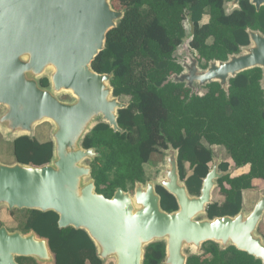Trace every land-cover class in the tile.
I'll use <instances>...</instances> for the list:
<instances>
[{
	"label": "trees",
	"instance_id": "1",
	"mask_svg": "<svg viewBox=\"0 0 264 264\" xmlns=\"http://www.w3.org/2000/svg\"><path fill=\"white\" fill-rule=\"evenodd\" d=\"M123 5L117 26L107 34L105 49L94 60L93 69L112 74L113 95L128 96V108L119 111L115 131L98 123L83 141L95 149L89 162L96 191L113 198L119 188L131 191L137 183L149 182L147 166L161 148L178 151L180 173L192 196H201L204 180L217 157L215 147L226 152L233 167H249L248 173L232 176L230 162L217 180L224 201L207 207L208 219L236 217L244 208V192L264 183V71L245 70L229 81L204 86L195 93L184 82L172 80L185 71L177 53L187 37L186 22L192 27L190 48L199 67L207 70L215 61L226 62L251 45L250 31L264 35V6L257 10L251 0H240L229 11L232 0H110ZM205 17L209 21L204 23ZM50 87V79L40 81ZM160 141V145L158 142ZM16 163L43 166L54 158L52 140L41 142L24 135L13 142ZM163 209L177 211L176 198L163 188ZM26 214L23 233L35 232L48 239L55 264H105L89 233L74 227L61 228L55 211L18 210ZM2 226H0L1 228ZM167 244L159 241L146 248L144 264H163ZM20 264H39L33 257H18ZM187 264H264L236 246L223 248L215 241L202 246V254L188 256Z\"/></svg>",
	"mask_w": 264,
	"mask_h": 264
},
{
	"label": "water",
	"instance_id": "2",
	"mask_svg": "<svg viewBox=\"0 0 264 264\" xmlns=\"http://www.w3.org/2000/svg\"><path fill=\"white\" fill-rule=\"evenodd\" d=\"M251 1L257 10L264 6V0ZM232 2L238 7L240 0ZM122 15L112 11L108 0H0V105L8 109L0 122H8L10 132L19 137H33L37 123L51 121L55 125L51 163L0 164V203L11 210L55 211L60 215L61 228L86 230L98 246L100 257L106 260L116 256L118 264H144V246L165 237L169 239L168 264H187L188 257L181 252L183 239L193 242L198 250L207 241L221 243L223 248L233 245L264 263V246L255 236L264 216V197L249 217L243 208L236 217L194 219L206 213L213 203L217 180L226 175L220 171L217 159L204 180L201 196H192L180 178L178 151L170 148L174 153L167 159L171 169L162 187L178 201L180 209L173 213L161 208L160 196L151 181L146 189L143 183H137L136 201L130 191L121 188L111 199L96 191L92 167L83 164L86 159L94 160L96 150L85 149L83 141L100 122L123 132L116 111L129 105L119 103L113 95V75L96 72L92 64L105 49L107 34ZM250 36L251 45L243 49L254 44L252 56L260 54L246 67L241 60L235 67L231 62L240 53L226 62H212L203 71L217 69L218 65L229 68L232 77L226 82L228 87L220 82L228 89L230 79L239 73L263 69L253 66L252 61L264 60V35L250 31ZM24 56L29 60L25 61ZM50 67L55 72L50 88H44L38 77ZM211 82L219 81L210 80L204 86ZM61 91L72 93L76 100L61 101L57 96ZM136 205L141 207L137 209ZM18 257H33L46 264L55 261L48 239L35 232L11 233L2 226L0 264H20Z\"/></svg>",
	"mask_w": 264,
	"mask_h": 264
},
{
	"label": "rangeland",
	"instance_id": "3",
	"mask_svg": "<svg viewBox=\"0 0 264 264\" xmlns=\"http://www.w3.org/2000/svg\"><path fill=\"white\" fill-rule=\"evenodd\" d=\"M108 3H110V0H108ZM235 7L236 6L234 5L233 2L229 3V11H232V9H234ZM112 11L115 13L122 14L124 13V7L122 4L116 1V4L115 5L113 4L112 6ZM121 18L116 19L117 24L121 20ZM208 21H209V17H205L203 22L206 23ZM185 27L187 30V37L185 39V43L183 44V46L179 48V51L177 53V57L179 58V61L181 62V64L184 65L185 71L180 76L174 75L172 77V80L177 81V82L186 83V85L192 88V90L195 93H199V94H204L206 92L204 89V83L209 82L210 80L222 82L224 87L227 88L228 87L227 80L230 77H232V73L229 71V68L218 65L217 69H214V70L210 69L209 72H205L201 70L200 68H198V65L196 62L197 55L194 51L191 50L190 44H189L191 40V33H192L191 24L189 22H186ZM262 43H264V41ZM253 47H254V44H252V47L248 49L247 48L243 49L241 54L239 55L240 57H237L236 59H231V62L235 63L233 64V66L234 67L235 65L237 66L236 63L241 60L240 61L241 64L245 65L244 67H246L248 61H250L254 56H258V54H260V51L257 53V55L255 54L254 56H252ZM23 59L25 61H28L29 57L24 56ZM252 63H253V66H263V69H264V60L263 61L259 60L258 62L256 58V59H253ZM54 72H55L54 68L50 67L42 76L38 77V80H40L43 77H48L49 79H51L52 74ZM30 73H33V72L30 71ZM262 84L264 86V80ZM57 96L59 97L61 101L67 102V103H73L76 100L73 94L67 91H61L57 93ZM112 99H114L113 96H111V100ZM117 100L119 101V103L125 104V105L126 104L129 105L130 103V97L128 96L118 97ZM7 111H8L7 107L0 105V118L5 113H7ZM116 113H117L116 121L119 124V113L117 111ZM8 127H9L8 122H6V124H2L0 122V164L13 165L16 163V159L13 153V150H14L13 142L19 136L12 134ZM54 132H55V125H53V123L50 121H43L42 123H37V125L35 126V131H34L35 135L33 136V138H37L41 142H46L49 140L54 141V137L52 135L54 134ZM159 143L160 141L158 142V144ZM170 148L171 147H169L168 149H164L160 147L159 151L161 152L156 153L152 157V161L154 162V164L147 166L148 178L152 182V184L155 186L157 195L160 196V199H161L160 202H161L162 209H163V205H162L163 196L160 193L159 188H163V191H166V193L169 194L171 197L176 198L173 193H171L170 191H168V189H166V187H162L163 182L167 180L166 172L168 169H171L170 164L167 161V159L171 158L174 153H172L173 150H171ZM215 152L217 154L216 159L219 162V164H221L222 162H226V161L230 162V169L228 170V172L231 173V175L234 177L240 175L243 172H246V170L249 168L247 167V168H244L243 170H237L236 167H233L234 166L233 162L229 159L228 155H226V152L223 149L215 147ZM89 162H91V159H88V160L86 159L83 162V164L85 166H89L90 165ZM213 166H214V162L211 168H213ZM220 171L225 172V171H222L221 169ZM179 174H180L181 181L184 182L181 177V173H180V165H179ZM143 187L144 189H146L147 185L143 184ZM136 191H137V187H134L130 191V195H132V197L134 198L133 199L134 201H136V198H135ZM263 197H264V183L261 180H257L255 182V187L253 189L244 192V210L243 211L246 217H249L250 214H252L255 207L257 206V204L261 201ZM212 198H213V202L221 201L224 199L223 195H221L219 192L218 186L213 191ZM177 204H178V201H177ZM140 207L136 205L137 209H139ZM179 209L180 207L178 204L177 211ZM18 210L19 209L11 210L8 207V205H6L5 203H0V226L5 227L11 233H15V232L23 233L21 231V228L23 227V224L26 220V214ZM194 219H196L197 221H201V220H206L208 218L206 216V213H202V214H198ZM32 232L33 231L29 233H32ZM255 236L261 239V245L264 246V216L255 231ZM163 239H164L163 241L168 245L169 239L166 237ZM193 244H194L193 242H189L187 241V239H183L181 242L182 254L188 257L191 254H196V253L198 254L202 252V247L198 250L197 247L194 246ZM226 244L231 245L232 243L227 242ZM220 245L224 247V245H222L221 243ZM144 247L146 248L147 245H145ZM98 251L100 252L99 248H98ZM167 258H168V253L163 261V264H168ZM104 262L105 264H118V257L110 256L106 258ZM39 264H46V263L39 260ZM48 264H55V261H50Z\"/></svg>",
	"mask_w": 264,
	"mask_h": 264
},
{
	"label": "crops",
	"instance_id": "4",
	"mask_svg": "<svg viewBox=\"0 0 264 264\" xmlns=\"http://www.w3.org/2000/svg\"><path fill=\"white\" fill-rule=\"evenodd\" d=\"M51 122V121H50ZM54 125V124H53ZM245 168H247V167H245ZM244 168H242V169H237V170H243ZM249 170H250V168H248L247 170H246V172H243V173H241L240 175H242V174H244V173H248L249 172ZM239 176V175H238ZM256 182V181H255ZM222 201H224V199L223 200H221L220 202H222ZM215 202V201H214Z\"/></svg>",
	"mask_w": 264,
	"mask_h": 264
},
{
	"label": "bare ground",
	"instance_id": "5",
	"mask_svg": "<svg viewBox=\"0 0 264 264\" xmlns=\"http://www.w3.org/2000/svg\"><path fill=\"white\" fill-rule=\"evenodd\" d=\"M110 4V3H109Z\"/></svg>",
	"mask_w": 264,
	"mask_h": 264
},
{
	"label": "clouds",
	"instance_id": "6",
	"mask_svg": "<svg viewBox=\"0 0 264 264\" xmlns=\"http://www.w3.org/2000/svg\"><path fill=\"white\" fill-rule=\"evenodd\" d=\"M35 135V134H34Z\"/></svg>",
	"mask_w": 264,
	"mask_h": 264
}]
</instances>
